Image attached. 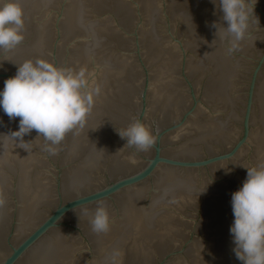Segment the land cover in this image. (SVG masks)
<instances>
[{
  "label": "water",
  "instance_id": "1",
  "mask_svg": "<svg viewBox=\"0 0 264 264\" xmlns=\"http://www.w3.org/2000/svg\"><path fill=\"white\" fill-rule=\"evenodd\" d=\"M17 2L24 39L0 50V90L40 59L99 94L55 154L35 130L23 149L0 136V264H105L113 250L115 264H242L230 198L264 164V0L232 55L210 0ZM136 120L147 151L115 131ZM18 122L0 112V135ZM98 204L104 234L88 222Z\"/></svg>",
  "mask_w": 264,
  "mask_h": 264
},
{
  "label": "clouds",
  "instance_id": "2",
  "mask_svg": "<svg viewBox=\"0 0 264 264\" xmlns=\"http://www.w3.org/2000/svg\"><path fill=\"white\" fill-rule=\"evenodd\" d=\"M210 2L220 13V22L211 25L215 29L214 40H219L226 54L232 55L249 36L250 17L254 16L257 0ZM23 16L17 0H0V50L11 51L23 41ZM87 88L83 72L71 73L40 59L16 65L15 75L6 79L0 90V112L10 121L19 118L18 130L0 136L20 144L23 149L29 143L23 137L35 130L45 141L46 150L55 154V146L68 132L82 127L92 111L93 96L99 94V88L91 93ZM115 131L127 146L137 151H147L154 144V136L139 120ZM244 169L246 178L230 198L232 251L242 264H264V164ZM83 214L89 215L88 210ZM88 222L95 234H104L110 229L107 209L99 204ZM116 255L113 250L105 258V264H115Z\"/></svg>",
  "mask_w": 264,
  "mask_h": 264
}]
</instances>
